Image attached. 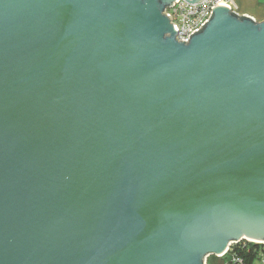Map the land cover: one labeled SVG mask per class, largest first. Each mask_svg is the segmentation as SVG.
I'll use <instances>...</instances> for the list:
<instances>
[{
	"label": "water",
	"instance_id": "water-1",
	"mask_svg": "<svg viewBox=\"0 0 264 264\" xmlns=\"http://www.w3.org/2000/svg\"><path fill=\"white\" fill-rule=\"evenodd\" d=\"M175 1L0 0V264L264 245V21Z\"/></svg>",
	"mask_w": 264,
	"mask_h": 264
},
{
	"label": "built area",
	"instance_id": "built-area-1",
	"mask_svg": "<svg viewBox=\"0 0 264 264\" xmlns=\"http://www.w3.org/2000/svg\"><path fill=\"white\" fill-rule=\"evenodd\" d=\"M219 6L226 7L230 12H234L239 16L243 15L238 11L233 0H203L200 3L194 4L188 3L185 0H176L173 2L172 6L164 9L163 15L170 17L168 18V21L176 29L175 40L179 43L184 42L183 44H187L190 39L189 37L193 33L199 31L204 23L208 22L212 14V9ZM255 23L257 22L255 21ZM244 241L245 240L232 242L229 248L233 245H237L238 247H241V249H247L248 251V246ZM246 242L253 243L250 241ZM230 264H242V261L234 255L230 259ZM252 264H264V250L258 253L257 259Z\"/></svg>",
	"mask_w": 264,
	"mask_h": 264
},
{
	"label": "trees",
	"instance_id": "trees-1",
	"mask_svg": "<svg viewBox=\"0 0 264 264\" xmlns=\"http://www.w3.org/2000/svg\"><path fill=\"white\" fill-rule=\"evenodd\" d=\"M244 243L248 246L247 249H241L237 245H233L229 248L228 252L222 257L210 256L207 258L206 264H230V259L235 255L242 261V264H252L256 259L260 251L264 250V245L254 243Z\"/></svg>",
	"mask_w": 264,
	"mask_h": 264
},
{
	"label": "crops",
	"instance_id": "crops-1",
	"mask_svg": "<svg viewBox=\"0 0 264 264\" xmlns=\"http://www.w3.org/2000/svg\"><path fill=\"white\" fill-rule=\"evenodd\" d=\"M238 11L254 18L256 22L264 21V0H233Z\"/></svg>",
	"mask_w": 264,
	"mask_h": 264
}]
</instances>
